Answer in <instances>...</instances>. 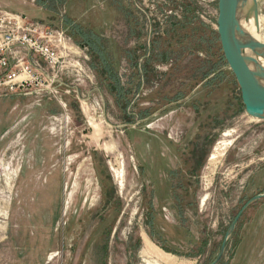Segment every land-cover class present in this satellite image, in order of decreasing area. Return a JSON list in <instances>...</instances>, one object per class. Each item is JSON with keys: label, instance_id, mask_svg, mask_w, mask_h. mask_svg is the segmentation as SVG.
<instances>
[{"label": "rangeland", "instance_id": "rangeland-1", "mask_svg": "<svg viewBox=\"0 0 264 264\" xmlns=\"http://www.w3.org/2000/svg\"><path fill=\"white\" fill-rule=\"evenodd\" d=\"M257 4L259 31L251 11L242 22L264 41ZM0 10L63 32L78 65L53 95L0 91V264L215 263L264 194V121L225 60L218 0ZM143 234L167 261L143 255ZM216 264H264V198Z\"/></svg>", "mask_w": 264, "mask_h": 264}, {"label": "built area", "instance_id": "built-area-1", "mask_svg": "<svg viewBox=\"0 0 264 264\" xmlns=\"http://www.w3.org/2000/svg\"><path fill=\"white\" fill-rule=\"evenodd\" d=\"M70 39L63 32L0 10V91L34 90L53 95L62 74L75 66Z\"/></svg>", "mask_w": 264, "mask_h": 264}, {"label": "water", "instance_id": "water-1", "mask_svg": "<svg viewBox=\"0 0 264 264\" xmlns=\"http://www.w3.org/2000/svg\"><path fill=\"white\" fill-rule=\"evenodd\" d=\"M244 10L253 13L258 32L257 0H248L247 3L245 0H218V35L225 60L240 87L246 114L256 121H264V69L260 64L257 65L255 59V56L264 58V44L250 39L251 32L242 29ZM248 51L253 54L248 55ZM252 64L258 66L257 70H253ZM263 198L264 194L254 197L242 209L225 237L217 261L222 257L226 243L241 215L249 206Z\"/></svg>", "mask_w": 264, "mask_h": 264}, {"label": "bare ground", "instance_id": "bare-ground-1", "mask_svg": "<svg viewBox=\"0 0 264 264\" xmlns=\"http://www.w3.org/2000/svg\"><path fill=\"white\" fill-rule=\"evenodd\" d=\"M246 1V3H247V1L248 0H245ZM241 26H242V29L243 30H247L248 32H251V31H249V29L251 28L250 26H248L247 24H245V23H243V22H241ZM252 26V25H251ZM253 28V27H252ZM240 30H241V28H240ZM255 30V29H254ZM252 37H250V39H252V40H254V41H257V42H260V43H262V44H264V41H262V40H260V38H259V36L257 35V33H255L254 31L253 32H251V34H250ZM248 53V55H250L251 56V54H253L252 52H250V51H248L247 52ZM256 57V58H255ZM254 58L255 59H257L256 61V63H257V65H259L260 64V67H262L263 69H264V61H263V59L260 57V56H255ZM252 68H253V70H257L256 68H258V66H256V65H253L252 64ZM225 136H227V135H225ZM227 146H230V143L229 142H223V143H219L216 147H215V149H214V151H213V153H212V155H211V157H210V163H214L216 160H217V158L219 157V156H221L222 154L224 155V153L223 152H225V150H226V148H227ZM223 157V156H222ZM215 166H216V164H214ZM211 166V165H210ZM212 169V168H211ZM210 169V170H211ZM123 170V169H122ZM121 170V168H120V170L119 171H117V173H116V176L118 177V178H116V179H119V180H121L122 178H123V175H122V173L123 172H121L122 171ZM118 180V181H119ZM143 242H144V247H143V250H142V252H143V255L145 256V257H149V256H152V255H154V254H156V255H158L159 256V258H161V259H163V260H165V261H167L168 259L166 258V257H164V256H162V254H160L159 252L157 253L156 252V250H155V248H154V245L152 244V242L149 240V238L146 236V235H144L143 234ZM172 258V257H171ZM174 259V258H173ZM172 260V259H171ZM170 260V264H171V261ZM175 260V259H174ZM176 261V260H175ZM174 262V261H173ZM178 262V261H177ZM168 263V264H169ZM173 264V263H172Z\"/></svg>", "mask_w": 264, "mask_h": 264}, {"label": "trees", "instance_id": "trees-1", "mask_svg": "<svg viewBox=\"0 0 264 264\" xmlns=\"http://www.w3.org/2000/svg\"><path fill=\"white\" fill-rule=\"evenodd\" d=\"M67 0H37L38 5L45 8L48 12H55L56 10L65 5ZM81 32V31H80ZM82 35V37L86 38L88 40L87 45L90 46V48H97L100 49L101 46L99 45V43L97 42V38L92 35V34H84V33H80Z\"/></svg>", "mask_w": 264, "mask_h": 264}]
</instances>
